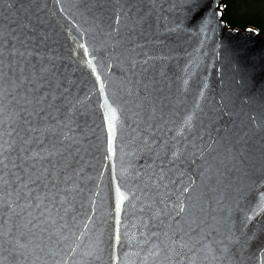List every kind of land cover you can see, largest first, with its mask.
I'll return each mask as SVG.
<instances>
[{
    "label": "water",
    "instance_id": "obj_1",
    "mask_svg": "<svg viewBox=\"0 0 264 264\" xmlns=\"http://www.w3.org/2000/svg\"><path fill=\"white\" fill-rule=\"evenodd\" d=\"M227 1L0 0V264H264V35Z\"/></svg>",
    "mask_w": 264,
    "mask_h": 264
},
{
    "label": "trees",
    "instance_id": "obj_2",
    "mask_svg": "<svg viewBox=\"0 0 264 264\" xmlns=\"http://www.w3.org/2000/svg\"><path fill=\"white\" fill-rule=\"evenodd\" d=\"M223 19L228 27H256L264 35V0H229L225 2Z\"/></svg>",
    "mask_w": 264,
    "mask_h": 264
},
{
    "label": "snow or ice",
    "instance_id": "obj_3",
    "mask_svg": "<svg viewBox=\"0 0 264 264\" xmlns=\"http://www.w3.org/2000/svg\"><path fill=\"white\" fill-rule=\"evenodd\" d=\"M107 103V102H106ZM109 111H111V109H109ZM106 118H107V116H106ZM113 118H114V114H113ZM29 123H30V121H29ZM36 130L35 129H29V132H32V133H34ZM123 199V198H122ZM117 207L119 208V204L117 205ZM181 211H183V208L181 207Z\"/></svg>",
    "mask_w": 264,
    "mask_h": 264
}]
</instances>
